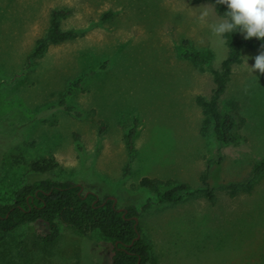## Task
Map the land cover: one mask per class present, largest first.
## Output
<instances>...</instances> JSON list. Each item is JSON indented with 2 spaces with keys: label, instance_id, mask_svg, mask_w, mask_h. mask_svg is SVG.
Masks as SVG:
<instances>
[{
  "label": "rangeland",
  "instance_id": "374dc122",
  "mask_svg": "<svg viewBox=\"0 0 264 264\" xmlns=\"http://www.w3.org/2000/svg\"><path fill=\"white\" fill-rule=\"evenodd\" d=\"M57 8L69 12L62 30L81 35L26 64ZM220 18L207 1L0 0V204L37 177L32 162L52 158L57 166L39 176L79 183L139 210L154 264H264V177L249 191L226 190L264 159V76L245 65L260 46L242 50L217 104L235 116L238 145H219L211 126L202 129L195 98H209L212 75L180 54L187 47L218 69L227 48L210 26ZM80 77L65 99L82 110L78 118L58 102ZM130 129L135 153L124 175ZM204 173L213 201L194 194L158 203L136 186L151 177L170 181L163 190L178 183L198 190ZM58 226L50 243L38 238L47 232L43 221L5 233L0 264H111L112 245L100 233Z\"/></svg>",
  "mask_w": 264,
  "mask_h": 264
},
{
  "label": "trees",
  "instance_id": "16d2710c",
  "mask_svg": "<svg viewBox=\"0 0 264 264\" xmlns=\"http://www.w3.org/2000/svg\"><path fill=\"white\" fill-rule=\"evenodd\" d=\"M192 1L209 2L220 17H223L226 12V7L215 4V0ZM68 14L69 12L62 8L51 11L48 27L44 34L36 40L26 64H32L49 45L59 44L81 35L78 30H62L61 21ZM223 40L227 52L218 69L211 66L207 56L189 50L187 47H184L180 54L200 69L208 70L212 75L214 87L209 98L200 95L195 98L204 116L202 129L205 130L211 126L219 145H238L240 137L235 133L237 126L235 116L230 112L221 113L217 104L226 88L233 65L241 62L242 50L259 47L264 41L255 38L244 40L239 32L225 34ZM81 79L83 80V77L71 82L58 102V106L78 118L84 115L82 110L66 104L65 99L79 87ZM134 138L135 129H130L124 136L128 159L124 175L128 174L129 165L134 157ZM56 166L52 158L30 164L32 175H37V177L19 186L14 191L10 203L0 204V240L5 233L13 231L22 224L43 221L47 225V232L39 235L38 238L41 242L50 243L60 235L59 221L71 226L82 236H87L92 232L100 233L112 245L111 264H154L150 245L143 235L139 222V210L132 204L125 207L117 206L110 195H105L100 199L96 193L84 191L79 183L39 176ZM262 177H264V159L253 164L250 177L246 181L229 183L226 186L228 195L234 196L238 190H251ZM199 180L202 187L198 190H191L186 183L174 184L163 190L161 186L169 185L170 181L151 177H142L136 186L151 191L158 203H177L194 194H201L208 201H213L214 191L207 181V173L202 174Z\"/></svg>",
  "mask_w": 264,
  "mask_h": 264
},
{
  "label": "clouds",
  "instance_id": "9594fccd",
  "mask_svg": "<svg viewBox=\"0 0 264 264\" xmlns=\"http://www.w3.org/2000/svg\"><path fill=\"white\" fill-rule=\"evenodd\" d=\"M215 4L226 7L223 17L210 26L215 36L222 39L225 34L239 32L244 40L264 41V0H215ZM207 17L208 12L204 11L198 19L204 23ZM252 59L251 66L247 63L248 58L245 59L248 71L264 76V43Z\"/></svg>",
  "mask_w": 264,
  "mask_h": 264
},
{
  "label": "water",
  "instance_id": "95a60500",
  "mask_svg": "<svg viewBox=\"0 0 264 264\" xmlns=\"http://www.w3.org/2000/svg\"><path fill=\"white\" fill-rule=\"evenodd\" d=\"M112 198V197H111ZM114 199V198H113ZM114 201H115V199H114ZM138 264V263H137Z\"/></svg>",
  "mask_w": 264,
  "mask_h": 264
}]
</instances>
